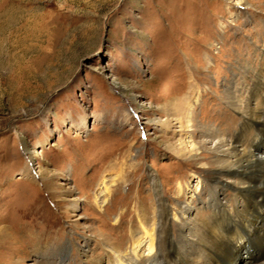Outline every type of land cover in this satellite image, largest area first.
<instances>
[{
  "label": "rangeland",
  "instance_id": "1",
  "mask_svg": "<svg viewBox=\"0 0 264 264\" xmlns=\"http://www.w3.org/2000/svg\"><path fill=\"white\" fill-rule=\"evenodd\" d=\"M260 82L264 0H0V264H113L161 202L170 233L231 208L192 144Z\"/></svg>",
  "mask_w": 264,
  "mask_h": 264
},
{
  "label": "bare ground",
  "instance_id": "2",
  "mask_svg": "<svg viewBox=\"0 0 264 264\" xmlns=\"http://www.w3.org/2000/svg\"><path fill=\"white\" fill-rule=\"evenodd\" d=\"M230 94L227 92L228 102L239 114L240 122L228 119L229 137L203 126L204 142L192 145L197 151L207 143L213 144L209 152L214 171L228 180L224 184L234 192L232 207L228 209L226 203L213 195L212 215L170 233L167 205L161 202L154 227L143 218L137 219L139 231L131 236L135 244L132 258L112 250L113 264H238L244 252L242 264H264V83H256L249 89L243 106ZM186 125L191 126L189 114ZM178 127V131L186 132L185 126ZM179 154L186 157L192 151L183 149ZM151 180L157 190L155 179ZM104 191L110 193L107 186Z\"/></svg>",
  "mask_w": 264,
  "mask_h": 264
}]
</instances>
